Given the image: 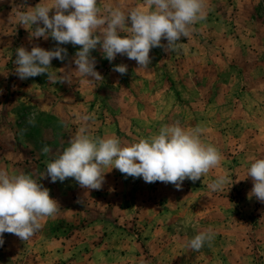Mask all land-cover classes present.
<instances>
[{
    "label": "rangeland",
    "instance_id": "rangeland-1",
    "mask_svg": "<svg viewBox=\"0 0 264 264\" xmlns=\"http://www.w3.org/2000/svg\"><path fill=\"white\" fill-rule=\"evenodd\" d=\"M39 2L0 0V168L38 179L61 208L27 241L4 233L0 264H264V203L250 196L246 177L252 159L264 158V0H207L204 19L176 51L150 50L147 69L126 55L109 62L98 45L91 55L103 80L88 82L75 71L79 45H59L67 57L53 59L49 73L69 72L71 83H54L47 73L21 80L15 72L16 48L57 46L17 23V6ZM105 5L147 9L145 0H98L102 13ZM119 64L126 74L113 71ZM81 114L94 115L91 135L114 134L125 146L176 121L199 126L223 159L180 189L116 168L105 169L99 190L41 177L82 125ZM225 173L233 184L211 192L208 184ZM202 231L214 239L190 250L188 241Z\"/></svg>",
    "mask_w": 264,
    "mask_h": 264
},
{
    "label": "clouds",
    "instance_id": "clouds-1",
    "mask_svg": "<svg viewBox=\"0 0 264 264\" xmlns=\"http://www.w3.org/2000/svg\"><path fill=\"white\" fill-rule=\"evenodd\" d=\"M206 2L145 0L147 9L123 10L105 5L103 13L98 0H50V3L40 0L35 7L19 5L17 23L31 29L32 38L46 40L50 36L57 46L52 50L39 46L30 51L23 46L16 48L15 72L21 80L47 73L54 83H71L69 72L55 77L49 73L53 59L67 57V50L59 45L69 43L80 46L75 53V71L88 82L103 80L91 55L98 45L109 62L118 54L126 55L137 62L138 68L147 69L151 64L150 50L161 47L168 52L176 51L181 37L187 38L192 26L204 19ZM128 23L130 27L126 26ZM125 30L128 34L121 35ZM162 39L167 41L166 45L161 43ZM113 71L126 74L127 65H115ZM94 119L93 114L79 116L82 125L69 139L68 146L47 163L41 177L46 174L53 183L74 178L82 188L99 190L105 173L116 168L125 177L142 178L146 183L159 181L180 189L186 179L195 183L220 166L223 159L214 145L202 140L204 130L199 126L185 129L176 121L163 125L156 135L125 146L114 134L103 138L91 135L88 122ZM41 151L48 154L51 149L45 145ZM106 168L109 170L105 171ZM249 176L253 181L250 196L264 203V158L252 159L247 168L246 177ZM229 184H233L231 177L225 173L218 175L208 188L219 192ZM60 208L38 179L26 173L10 175L0 168V246L4 244V233L14 234L21 241L29 240L42 229L41 221L55 216ZM213 239L211 231H202L186 246L199 251Z\"/></svg>",
    "mask_w": 264,
    "mask_h": 264
}]
</instances>
